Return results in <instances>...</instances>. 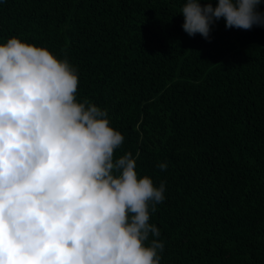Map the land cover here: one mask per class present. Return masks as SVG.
<instances>
[{
	"label": "trees",
	"instance_id": "trees-1",
	"mask_svg": "<svg viewBox=\"0 0 264 264\" xmlns=\"http://www.w3.org/2000/svg\"><path fill=\"white\" fill-rule=\"evenodd\" d=\"M185 3L0 0V44L66 58L77 101L107 109L125 137L115 158L138 154V174L165 182L150 218L161 264H264V26L221 19L210 40L189 36Z\"/></svg>",
	"mask_w": 264,
	"mask_h": 264
},
{
	"label": "clouds",
	"instance_id": "clouds-1",
	"mask_svg": "<svg viewBox=\"0 0 264 264\" xmlns=\"http://www.w3.org/2000/svg\"><path fill=\"white\" fill-rule=\"evenodd\" d=\"M262 2L186 0L182 27L210 40L221 19L264 26ZM78 85L47 48L0 44V264H161L150 218L166 184L138 174V154L115 158L125 137L107 109L77 101Z\"/></svg>",
	"mask_w": 264,
	"mask_h": 264
}]
</instances>
